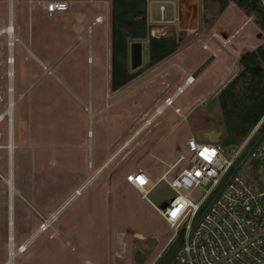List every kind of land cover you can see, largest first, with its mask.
<instances>
[{"label": "rangeland", "instance_id": "374dc122", "mask_svg": "<svg viewBox=\"0 0 264 264\" xmlns=\"http://www.w3.org/2000/svg\"><path fill=\"white\" fill-rule=\"evenodd\" d=\"M7 2L0 0V27L6 23ZM180 4L185 10L179 20L172 21V5L165 4L164 20L159 13L157 21L148 25L149 33L175 35L180 42L178 49L111 91L110 0H71L68 10L52 15L39 3L12 1L15 35L25 46H14L11 129L15 242L34 232L42 217L59 210L51 227L34 238L16 264H154L170 245L174 229L125 181L126 174L140 162L157 178L167 164L180 154L186 155L188 136L208 131L221 139L216 142L227 156L243 152L258 126L244 139L237 136L235 143L223 145L227 130L218 98L224 88L223 83H217L218 65L209 69L207 76L204 70L196 81L193 77V83L178 92L172 106H164L160 113L157 110L196 65L198 38L212 33L227 38L240 33L250 36L253 46L264 47V32L256 24L255 14L231 1L227 5L241 17L227 24L223 18L218 22L221 13L216 0H182ZM97 16L100 22H95ZM186 27L194 28L195 33L185 34ZM136 41L142 42V62L130 69L128 47L130 71L147 61L146 39ZM3 58L4 39L0 38V113L7 107ZM239 59H231L237 65L235 71L230 68L231 76L242 69ZM8 130L5 116L0 121V173L4 176L8 151L1 146L8 144ZM248 158L239 168L245 176L250 172ZM184 165L186 160L168 176ZM258 178L264 179L260 169ZM85 183L80 194L71 199ZM201 194L197 190L192 200L198 201ZM173 195L160 181L148 198L164 207ZM7 202L8 186L0 179V264L6 252Z\"/></svg>", "mask_w": 264, "mask_h": 264}, {"label": "built area", "instance_id": "2783aa9c", "mask_svg": "<svg viewBox=\"0 0 264 264\" xmlns=\"http://www.w3.org/2000/svg\"><path fill=\"white\" fill-rule=\"evenodd\" d=\"M12 1L7 2L6 23L0 27V38L4 39L3 64L7 79V107L0 113V121L6 116L9 123L8 144L1 146L6 147L8 151L7 175L0 173V179L8 186L6 252L1 264H16V259L27 251L34 238L51 227L52 223L49 220L50 215L42 217L34 232L19 243L14 240L12 206L14 194L12 150L14 146L11 129L12 108L15 103L13 99L14 65L16 63L14 46L15 44L24 48L25 46L15 35ZM28 1L41 4L44 12L52 15L68 10L71 0ZM259 2L264 7V0H259ZM165 4L172 5V21L179 20L174 0H158L157 7L162 18L160 20H164L162 15ZM100 21L101 17L97 16L95 22ZM150 23L147 17V25ZM184 31L187 35L195 33L192 27H186ZM193 77V73L188 74L178 90L182 91L183 86L192 84ZM176 93L168 97L163 106H172ZM184 146L186 155L180 154L173 163L167 164L168 168L166 167L157 178L154 179L145 171L140 162L125 176V181L137 189L140 197L148 201L163 220L174 229L171 239L179 230L183 231L181 247L166 264H264V179L258 178L257 181L251 182L240 172L233 174L220 193L194 220L202 203L232 166L234 159L238 156V150L231 156H227L224 147L219 142L202 141L194 135L186 138ZM251 159L258 162L264 177V134L250 152L248 160ZM184 160H186V165L168 176L169 172ZM160 181H164L174 192L164 207L154 204L148 198L150 191ZM83 187L84 184L77 190ZM197 190H201L202 194L198 201H194L191 197Z\"/></svg>", "mask_w": 264, "mask_h": 264}, {"label": "trees", "instance_id": "16d2710c", "mask_svg": "<svg viewBox=\"0 0 264 264\" xmlns=\"http://www.w3.org/2000/svg\"><path fill=\"white\" fill-rule=\"evenodd\" d=\"M220 13L233 2L246 13L255 14V22L264 32V7L259 0H216ZM147 0H110V81L109 88L115 91L140 71L145 70L175 52L180 42L175 35H151L147 25ZM146 39V63L135 71L128 68L129 43ZM241 71L219 92L218 98L226 119L227 135L223 145L236 142L237 136L244 139L264 115V47L257 46L239 59ZM264 134V118L250 136L243 152L238 155L232 166L200 206L196 220L209 203L220 193L228 179L239 172L245 157L259 142ZM221 140V139H218ZM250 172L247 176L253 182L258 180L259 165L254 159L248 160ZM260 182V181H259ZM259 185H261L259 183ZM183 231L179 230L168 248L154 264H166L181 247Z\"/></svg>", "mask_w": 264, "mask_h": 264}, {"label": "crops", "instance_id": "0c3cea01", "mask_svg": "<svg viewBox=\"0 0 264 264\" xmlns=\"http://www.w3.org/2000/svg\"><path fill=\"white\" fill-rule=\"evenodd\" d=\"M181 1L182 0H174V3L177 5L179 15L182 12H184V10H185L180 4ZM157 5H158V0H147V7H146L147 8V17H149L150 22L154 21V20L157 21V17L159 16V11H158ZM168 10H170V8H168ZM232 12H234V10H232L230 6L226 5L225 8L222 10V12H220L221 15H220V20L218 22H220L222 20L221 18H223V21L226 23L229 20L231 22H233L234 17H241V15H240L241 13H238V11H235L234 14H232ZM181 20H182V18H181ZM241 20H242V18H241ZM225 23H223V26H227V25H225ZM214 26H215L214 29L218 28L219 23H218V25L215 24ZM223 26H221V27H223ZM196 27H198V26H196ZM236 29L237 28H235L234 30H236ZM212 32H215V31H212ZM196 42L197 43H195V44H198L197 46H198V49L200 50V54L198 55V58L196 60V65H194V67L191 71L189 70L191 73H193V75L195 77V81L197 80V76L202 71L205 70V76H207V74H208L207 72L209 71V69L214 68V67L217 68V65H218L221 69L219 70V72H216L217 73V75H216L217 83H221V84L223 83L224 86L228 82H230L241 71L240 70L237 73H234L233 76H231L232 71L230 68L231 67L233 69L235 68L234 71L237 70V68H236L237 65H234L232 63L231 59L235 60L237 56L241 57L243 52L251 51L257 47V45L253 46L254 42L251 41L250 36L240 35V33L237 36L234 35L231 37L229 36L227 38H226V36H221V38L215 37L212 33L211 35H208L205 38H202V39L198 38L196 40ZM203 46H205V47H203ZM33 57L38 62H42V60H39V58H37L36 56H33ZM91 58H92V54H91ZM237 64L239 66H241V64H239L238 60H237ZM228 77H230V78H228ZM207 83L208 82H205V84H207ZM205 88H206L205 90L207 91L208 89H207L206 85H205ZM205 102H206V98H205ZM263 118H264V115L262 116L260 121L256 124L257 126L261 123ZM210 132L208 131V132H205L203 134L199 133L198 135L195 134L194 136L197 139L202 140V141H207V142L218 141V138L217 137L213 138L212 134H210ZM91 179H89L87 181V183H89L91 181Z\"/></svg>", "mask_w": 264, "mask_h": 264}, {"label": "water", "instance_id": "95a60500", "mask_svg": "<svg viewBox=\"0 0 264 264\" xmlns=\"http://www.w3.org/2000/svg\"><path fill=\"white\" fill-rule=\"evenodd\" d=\"M130 69L134 70L141 65L142 62V42L133 41L129 46Z\"/></svg>", "mask_w": 264, "mask_h": 264}, {"label": "bare ground", "instance_id": "6f19581e", "mask_svg": "<svg viewBox=\"0 0 264 264\" xmlns=\"http://www.w3.org/2000/svg\"><path fill=\"white\" fill-rule=\"evenodd\" d=\"M183 87H185V86H183ZM179 91H180V90H178L177 92H179ZM176 94H178V93H176ZM162 108H164L163 105L160 106L159 109H158L157 111L160 113V112L162 111ZM162 112H163V111H162ZM86 185H87V183L84 184V187H85ZM84 187H83V188H84ZM83 188H80V190H82ZM80 190H77V192H74V194H73V196L71 197V199H72V198H75V196H77L78 193L80 194V192H81ZM58 212H59V210H58L56 213L54 212V213H55V214L53 213L54 215H53V214L50 215L49 220H50V221H53V220L57 217ZM51 216H52V218H51Z\"/></svg>", "mask_w": 264, "mask_h": 264}]
</instances>
